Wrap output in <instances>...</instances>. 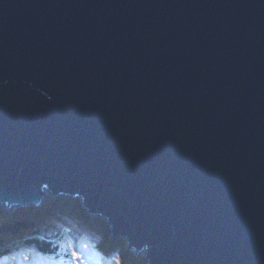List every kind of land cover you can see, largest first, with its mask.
Instances as JSON below:
<instances>
[{
	"label": "water",
	"instance_id": "water-1",
	"mask_svg": "<svg viewBox=\"0 0 264 264\" xmlns=\"http://www.w3.org/2000/svg\"><path fill=\"white\" fill-rule=\"evenodd\" d=\"M63 196L147 264H264V0H0V207Z\"/></svg>",
	"mask_w": 264,
	"mask_h": 264
},
{
	"label": "clouds",
	"instance_id": "clouds-1",
	"mask_svg": "<svg viewBox=\"0 0 264 264\" xmlns=\"http://www.w3.org/2000/svg\"><path fill=\"white\" fill-rule=\"evenodd\" d=\"M41 186L48 187L46 183ZM5 207L9 205L5 204ZM56 226L62 238L52 239L54 230L45 231V223L38 226L39 230L33 228L22 235H9L0 244V264H147L148 244L138 250L135 246L129 248L128 240L121 238L123 243L117 244L110 254L105 255L98 248V236L86 232L79 239H74L68 234L70 230L66 226L59 222ZM32 240L48 243L51 250L41 251L35 243H27Z\"/></svg>",
	"mask_w": 264,
	"mask_h": 264
},
{
	"label": "rangeland",
	"instance_id": "rangeland-1",
	"mask_svg": "<svg viewBox=\"0 0 264 264\" xmlns=\"http://www.w3.org/2000/svg\"><path fill=\"white\" fill-rule=\"evenodd\" d=\"M46 199L47 200L44 203H42V205H44L45 203L48 205L52 204L53 198L52 199L46 198ZM74 199L79 201V199L77 198H73V200L71 201H74ZM33 208L35 207H31V209ZM31 209L13 208L9 211H5L3 208L0 207V224H2L6 219H9L10 216H20L23 215L24 213L29 214L31 212ZM74 210H75L74 212H69L70 214H68V216L65 215L64 213L63 214L60 213L59 215H56L57 214L56 212L52 214L51 218H46L45 220H42L41 222H43V224L45 223L46 225L45 231L54 230V235L52 236V238L53 239L62 238L60 229L57 228L56 226V222H59L60 225L66 226L67 229L70 230L68 234L71 235L74 239H79L86 232H89L94 237L97 236L99 237L98 248L102 252H104L105 255H108L112 252L111 244H109L111 241L112 244L114 243V241L119 242V244L123 243L121 238H112L108 235V229H106V223L104 220L101 219L104 223V229H106V231L104 233H101L99 230L95 228L97 227V224L91 223L98 217L94 218L85 214L84 210H82L79 207V204L76 205V208H74ZM76 210L80 212H77Z\"/></svg>",
	"mask_w": 264,
	"mask_h": 264
},
{
	"label": "trees",
	"instance_id": "trees-1",
	"mask_svg": "<svg viewBox=\"0 0 264 264\" xmlns=\"http://www.w3.org/2000/svg\"><path fill=\"white\" fill-rule=\"evenodd\" d=\"M71 200H73V198L64 196L53 198L52 204L48 205L45 203L39 209L33 208L31 209V212L29 214L24 213L20 216H10L9 219H6L2 224H0V244H2L9 235H22L24 232L30 231L33 228H37V230H39L38 226L43 224V222L41 221L45 220L46 218H51L52 214L56 212L62 214L64 213L68 216V214H70L69 212H74V208H76V205L79 204V201L75 199L74 201ZM76 211L80 212L78 210ZM91 223L97 224V227L99 228H95L101 233H104L106 231V229H104V223L100 218H96ZM116 242L114 241V243L112 244L111 241L109 243L111 244V250H113V248H115L117 244H119V242ZM27 243H35L41 251L51 250L49 244L44 241L32 240L27 241Z\"/></svg>",
	"mask_w": 264,
	"mask_h": 264
}]
</instances>
